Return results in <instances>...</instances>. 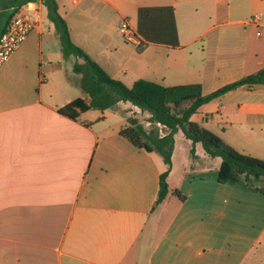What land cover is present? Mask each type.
Here are the masks:
<instances>
[{"label": "crops", "instance_id": "1", "mask_svg": "<svg viewBox=\"0 0 264 264\" xmlns=\"http://www.w3.org/2000/svg\"><path fill=\"white\" fill-rule=\"evenodd\" d=\"M55 1L71 40L126 86L198 83L207 94L264 67V0ZM123 18L140 44L120 36ZM73 61L43 6L0 67V264H264V198L219 182L220 157L201 143L191 155L178 130L185 142L174 134L169 190L153 211L164 162L120 134L145 111L123 101L128 115L60 113L85 97ZM190 120L264 159V83L227 91Z\"/></svg>", "mask_w": 264, "mask_h": 264}, {"label": "trees", "instance_id": "2", "mask_svg": "<svg viewBox=\"0 0 264 264\" xmlns=\"http://www.w3.org/2000/svg\"><path fill=\"white\" fill-rule=\"evenodd\" d=\"M30 0H17L14 10L8 15L0 27L3 32L9 18L19 7ZM47 10V18L53 23L56 35L61 43L64 60L74 59L72 73L78 76L77 83L82 88L85 97L75 98L58 108L71 118H76L83 111L92 106L101 109L110 108L128 115V110L121 109L120 102L128 101L139 109L150 113L149 120L160 123L168 128V132L159 135L154 130L145 135V140L139 138L142 127L136 118L127 116L131 125L120 129V134L126 137L137 147L157 152L165 165V170L159 176L158 191L152 210H156L168 193L167 174L171 167V154L174 146V134L181 130L191 147L189 153H194L195 143H201L203 149L212 157H220L217 177L221 183L240 182L243 179L260 196L264 198V159L242 153L226 144L218 135L205 127L190 120L199 106L217 98L227 91L233 90L242 84L264 83V67L255 73L244 76L236 81L225 84L220 88L203 94L198 83L178 84L165 86L145 79H137L131 86L109 76L100 65L90 58L70 38L69 28L59 14L55 0H41ZM82 58L77 62L75 58ZM71 80L76 78L69 76ZM143 132V131H142ZM141 132V133H142ZM243 181V182H245ZM250 182H258L254 185Z\"/></svg>", "mask_w": 264, "mask_h": 264}, {"label": "built area", "instance_id": "3", "mask_svg": "<svg viewBox=\"0 0 264 264\" xmlns=\"http://www.w3.org/2000/svg\"><path fill=\"white\" fill-rule=\"evenodd\" d=\"M43 6L41 0L27 1L9 18L0 34V67L27 38L29 33L39 26ZM258 18L259 15L254 14L250 20L256 23ZM118 32L125 41L140 44L139 37L127 19L123 18L118 21ZM157 125L159 127L164 126L160 123ZM164 134L160 131V135Z\"/></svg>", "mask_w": 264, "mask_h": 264}, {"label": "rangeland", "instance_id": "4", "mask_svg": "<svg viewBox=\"0 0 264 264\" xmlns=\"http://www.w3.org/2000/svg\"><path fill=\"white\" fill-rule=\"evenodd\" d=\"M16 5H17V0H0V27L2 26V23L6 20V18L8 17V15L12 12L13 7L16 6ZM107 109L109 110L110 108H106V110ZM103 110H105V109H103ZM148 114H149L148 111H145L142 114L141 113H137V115H138L139 118H136V119L143 121L140 124L138 122L137 123L139 124L140 127H142V131H144L143 130L144 126L147 125V128H148V130H146L147 132H149L151 130H154L155 132H157L158 134H160L159 127L157 125L156 126H152V123L151 124L150 123L149 124H146L145 117H147ZM143 124H145V125L143 126ZM142 131H140V133ZM141 134H142L141 136L145 138V135L143 134V132ZM175 139H176V141L181 142V143H184L185 142V139L182 138L177 133H175ZM243 181H245V180L243 179L242 182ZM250 183H253L254 185L259 184L258 182H250Z\"/></svg>", "mask_w": 264, "mask_h": 264}]
</instances>
